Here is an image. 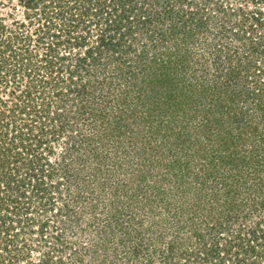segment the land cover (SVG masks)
Masks as SVG:
<instances>
[{
    "label": "rangeland",
    "instance_id": "1",
    "mask_svg": "<svg viewBox=\"0 0 264 264\" xmlns=\"http://www.w3.org/2000/svg\"><path fill=\"white\" fill-rule=\"evenodd\" d=\"M25 1L0 0V28L34 34ZM128 6L122 28L108 24L114 50L62 49L87 62L51 95L52 177L32 228L13 224L6 264H248L255 239L264 264V0Z\"/></svg>",
    "mask_w": 264,
    "mask_h": 264
},
{
    "label": "trees",
    "instance_id": "2",
    "mask_svg": "<svg viewBox=\"0 0 264 264\" xmlns=\"http://www.w3.org/2000/svg\"><path fill=\"white\" fill-rule=\"evenodd\" d=\"M118 1L27 0L26 8L35 10L33 17L28 14V18L39 22L34 32L36 38L34 34H13V31L8 33L5 27L0 28V92L7 93L4 90L13 87V92L8 98L0 96V264H6L12 247L18 246L15 239L17 234L15 238H8L15 227L13 224L22 225L25 219L27 226L32 228L36 223L32 216L37 210L33 208L35 199L38 196L40 199L41 196L44 198L47 194L48 183L45 180L52 175L46 173L40 149L48 143V136L56 133L53 132L54 129H50L53 121L50 114L53 97L51 95L62 97L65 91L68 92V88L73 89L69 81H72L79 70H83L87 62L86 55L78 57L75 64L67 62L69 57L63 54L62 49L89 46L87 53L93 58H98V55L104 52L103 48L114 50L117 44L116 41L113 42L115 36L110 34L112 29L108 24L122 28L123 19L117 15L119 4L121 3L120 11L124 9L125 15V9L132 2ZM259 13L261 12L255 15L247 13L246 20L252 19L260 23ZM96 21L102 25L105 22L107 28L97 32L98 41L95 46L90 44V38L94 37L91 27L96 28ZM130 21L129 23H132ZM67 74L69 76H66ZM177 88L175 84L173 88L170 87L173 91ZM77 90L84 91L82 87ZM176 100L174 99L173 104L178 105ZM181 100L184 102L186 97ZM55 116L56 119L59 118V113ZM259 181L264 185V177ZM51 201L52 198L48 200ZM29 232L32 233L33 229ZM245 245V248L242 246L245 254L255 257L248 264H260L256 263L259 259L256 256L260 253L259 240L256 242L255 239L249 242V246ZM172 249L171 246V251ZM231 249H225L227 256ZM220 250L219 242H214L212 249L205 248V251L211 252V256L215 258L220 257ZM44 263L48 264L49 261Z\"/></svg>",
    "mask_w": 264,
    "mask_h": 264
}]
</instances>
